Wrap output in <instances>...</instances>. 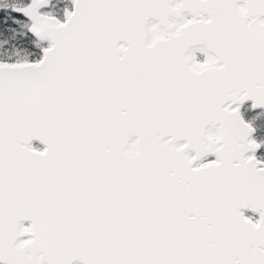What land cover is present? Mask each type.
<instances>
[{
	"label": "snow or ice",
	"instance_id": "1",
	"mask_svg": "<svg viewBox=\"0 0 264 264\" xmlns=\"http://www.w3.org/2000/svg\"><path fill=\"white\" fill-rule=\"evenodd\" d=\"M0 264H264V0H0Z\"/></svg>",
	"mask_w": 264,
	"mask_h": 264
}]
</instances>
